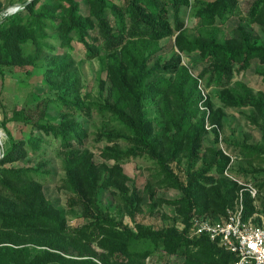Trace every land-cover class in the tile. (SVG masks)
I'll use <instances>...</instances> for the list:
<instances>
[{
  "label": "trees",
  "instance_id": "1",
  "mask_svg": "<svg viewBox=\"0 0 264 264\" xmlns=\"http://www.w3.org/2000/svg\"><path fill=\"white\" fill-rule=\"evenodd\" d=\"M239 1L196 0L194 27L198 33L193 36L186 30L183 15L191 0H22L23 8L0 13L1 79L7 65L36 63V56L24 46L36 43L44 47L40 37L48 38L50 27L56 31L53 44L74 50L76 41L89 58L105 54L109 79L118 96L131 107L128 110L117 103L91 100L85 103L70 96L78 88L77 78L70 76V54L56 55L42 65L45 83L57 90L55 97L41 99L35 108L16 107L11 116L4 111L0 120L6 136L0 156V264H150L156 253L174 257L162 264L235 263L236 254L209 235L188 233L194 216L213 220L225 216L243 189L224 175L230 156L217 146L218 138L207 146L203 144L207 112L199 104L207 101L211 106V102L202 96L197 79L181 65L180 54L162 64L159 60L152 65L149 62L162 49L160 41L170 36L175 37L180 52L197 53L198 61L204 64L199 76H206L208 85L220 89L218 95L224 106H250L262 117L263 143L229 142L225 148L250 160L264 157V94L241 92L232 85L235 74L246 71L253 60L264 63V43L253 42L243 31L220 38L215 28L227 21ZM249 14L252 20L264 24V0H257ZM49 48L53 49L52 45ZM165 71H176L175 78L148 81L155 73ZM63 73L66 75L59 82ZM260 74L264 78V72ZM148 100L158 106L162 121L158 130L147 116ZM52 109L61 116H52ZM94 109L120 119L130 131L128 135L99 132V139L130 143L125 150L102 149L105 161L101 163L85 147L87 130L76 119L78 115L91 118ZM211 110V122L221 125L222 114ZM9 121L29 124V136L16 138L7 125ZM48 140L56 141L59 151L66 155L63 186L73 194L68 205L81 207L84 219L76 226L69 225L64 212L46 196L42 165L15 163L43 153ZM138 156L155 162L152 182L181 192L178 198L164 201L175 207L182 226L173 223L155 227L136 219L141 197L135 188L128 192L123 187L129 176L122 164ZM184 156L188 168L182 176L173 163ZM200 159L203 161L196 167ZM232 173L264 180V167ZM244 179L252 181L246 176ZM111 185L121 187L133 225L99 204V190ZM258 187L264 190V181ZM243 197L244 218L257 213L253 221L262 223L264 207L259 209L256 198L245 188Z\"/></svg>",
  "mask_w": 264,
  "mask_h": 264
},
{
  "label": "rangeland",
  "instance_id": "2",
  "mask_svg": "<svg viewBox=\"0 0 264 264\" xmlns=\"http://www.w3.org/2000/svg\"><path fill=\"white\" fill-rule=\"evenodd\" d=\"M16 1L22 0H0V13ZM115 1L120 2V0ZM195 1L196 0H191V4L185 7L183 11L186 30L192 36L198 33V28L194 27V12L197 9ZM256 1L257 0H240L237 9L229 16L227 21L225 23H218L217 26H215L218 36L220 38L230 37L243 31L250 36L253 42L264 43V24L252 20V16L249 14L251 6ZM82 2H84V0H82ZM47 32L50 34L48 38L40 37V42L46 44L44 47H39L36 43H28L24 46L27 51L36 56L35 64L7 65L4 67V79H1L0 76V120L4 118V111H6L8 116H11L13 109L16 107L35 108L41 99L47 100L51 97H55L57 90L56 88L50 89L45 83L42 65L59 54H70L73 62L70 76L77 78L78 88L70 96H75L85 103H89L90 100L102 103L110 102L126 106L128 110L131 108L126 104L125 100L118 96L116 88L109 79L106 70L105 54L89 58L81 44L74 41L75 49L70 50L58 43L53 44V42H55L53 35L56 33L54 29L49 27ZM174 42V36L161 40L160 44L162 49L152 57L149 65H152L156 60H159L162 64L169 61L171 57L176 54L181 55V65H184L192 77L197 79V86L202 96L211 102V106L208 105L207 101L202 102V105L199 104L200 109L207 112L205 120L206 131L203 141L204 146L213 142L216 137L218 138L217 146L222 150L223 147L226 149V143L229 142L241 144L243 141L247 140L251 143H263V131L260 127L263 121L257 110L250 106H224L218 95L220 89L215 85H208L206 76H199V72L204 66V64L198 61L200 58L199 55L197 53L188 54L180 52ZM51 45L53 49L49 48ZM165 66L170 68L174 65ZM260 72H264V63H260L255 59L246 71L235 74L234 83L232 84L234 89L241 92L249 90L255 95L260 93L264 94V78ZM65 75L66 74L63 73L59 77V82ZM67 76H69V72ZM175 76L176 71L158 72L155 73L151 79H148V81L161 78H175ZM211 109L222 114L221 125L211 122L209 118L210 113H212ZM146 110L151 125L158 130L162 125L158 106L151 102V100H148ZM50 114L55 118L61 116V113L57 109L50 110ZM76 119L81 121L87 130L88 137L85 147L94 155L96 162L101 163L105 161L101 156V150L106 147H115L125 150L130 146V143L123 139L117 142L99 139L98 134L100 131L120 135H128L130 132L125 123L113 117L111 114L103 115L99 113L97 109H94L91 118L78 115ZM7 125L16 138H26L29 136V124H25L21 121H9ZM5 140L6 136L4 131L0 128V147L4 145ZM45 147V151L40 155L32 154L15 163L18 165L27 164L31 166L42 165L43 170L46 172V175L42 178L44 180V191L46 196L53 201L56 207L64 212L69 225L76 226L81 224L84 222L82 208L79 206L71 208L68 205V199L73 194L63 186L64 179L66 178V155L59 151L58 144L54 140H48L45 143ZM204 152V150L201 151V157H203ZM202 161L203 160L200 159L196 167H199ZM108 163L112 164L113 161H108ZM122 166L124 172L129 176V179L123 183V187L127 189L128 192H131V190L135 188L141 197L136 219L155 227H162L173 223L182 226L179 221V216L175 211V207L171 203L164 201L166 199L178 198L181 192L175 188L160 186L152 182L151 176L157 168L155 162L147 156H138L126 160L123 162ZM173 166L175 170L183 176L184 171L188 168L187 157H182L177 162L173 163ZM263 167L264 157L250 160L242 156L232 155V157H230L228 171L227 173L224 172L226 177L237 181L243 187L246 183H251L257 188L258 193L254 197L256 198L255 203L259 209L264 207V190H260L258 183H262L264 180L261 178L253 180L251 176L245 175L252 180L246 181L244 179L245 176L237 177L232 171L246 170L251 172ZM98 202L104 210L111 212L117 218L122 219L130 225L134 224L124 205L121 187L111 185L108 188H101L98 192ZM256 216H258L257 213L253 215V218ZM261 218L263 219L264 217L261 216ZM166 259L174 260V257L156 253V256L150 261V264H162Z\"/></svg>",
  "mask_w": 264,
  "mask_h": 264
},
{
  "label": "built area",
  "instance_id": "3",
  "mask_svg": "<svg viewBox=\"0 0 264 264\" xmlns=\"http://www.w3.org/2000/svg\"><path fill=\"white\" fill-rule=\"evenodd\" d=\"M21 8H23L21 3L14 4L7 7L3 13L9 14ZM200 104L202 105V102ZM1 151L0 147V156ZM223 151L232 157L224 147ZM227 171L228 169L225 173ZM244 188L253 197L258 193L257 188L251 183H246ZM243 189L240 190L235 204L228 208L225 216L218 220L194 216L188 233L190 236L207 234L211 239L218 241L225 249L236 254L237 260L234 264H264V221L255 223L253 216L248 219L244 218Z\"/></svg>",
  "mask_w": 264,
  "mask_h": 264
},
{
  "label": "crops",
  "instance_id": "4",
  "mask_svg": "<svg viewBox=\"0 0 264 264\" xmlns=\"http://www.w3.org/2000/svg\"><path fill=\"white\" fill-rule=\"evenodd\" d=\"M22 1H16L15 3H13L12 5H14V4H18V3H21Z\"/></svg>",
  "mask_w": 264,
  "mask_h": 264
}]
</instances>
